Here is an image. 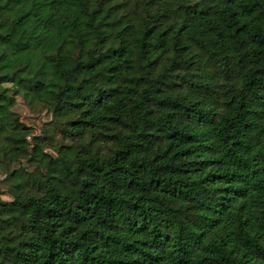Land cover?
<instances>
[{
	"label": "trees",
	"instance_id": "1",
	"mask_svg": "<svg viewBox=\"0 0 264 264\" xmlns=\"http://www.w3.org/2000/svg\"><path fill=\"white\" fill-rule=\"evenodd\" d=\"M0 264H264V0H0Z\"/></svg>",
	"mask_w": 264,
	"mask_h": 264
},
{
	"label": "rangeland",
	"instance_id": "2",
	"mask_svg": "<svg viewBox=\"0 0 264 264\" xmlns=\"http://www.w3.org/2000/svg\"><path fill=\"white\" fill-rule=\"evenodd\" d=\"M193 2L195 3V6L199 9H202L204 7H206L209 3L210 0H193ZM18 110L19 112H21L22 116H25V112L27 111L23 105L20 103V105L18 106ZM30 121V123L33 124L34 128L36 131L39 130V128H41L42 122L44 120H46V117L43 116V114L38 115V116H34L33 118L28 119Z\"/></svg>",
	"mask_w": 264,
	"mask_h": 264
}]
</instances>
